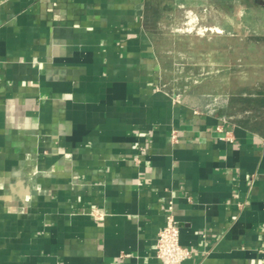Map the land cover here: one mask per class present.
Here are the masks:
<instances>
[{"label":"crops","instance_id":"crops-1","mask_svg":"<svg viewBox=\"0 0 264 264\" xmlns=\"http://www.w3.org/2000/svg\"><path fill=\"white\" fill-rule=\"evenodd\" d=\"M153 14L0 0V264H161L170 216L181 264H264V135L168 88Z\"/></svg>","mask_w":264,"mask_h":264},{"label":"rangeland","instance_id":"rangeland-1","mask_svg":"<svg viewBox=\"0 0 264 264\" xmlns=\"http://www.w3.org/2000/svg\"><path fill=\"white\" fill-rule=\"evenodd\" d=\"M150 11L168 88L224 106L264 87V0H150Z\"/></svg>","mask_w":264,"mask_h":264},{"label":"built area","instance_id":"built-area-1","mask_svg":"<svg viewBox=\"0 0 264 264\" xmlns=\"http://www.w3.org/2000/svg\"><path fill=\"white\" fill-rule=\"evenodd\" d=\"M206 31L203 29L202 32ZM178 97V96H176ZM214 104L219 103L217 98H211ZM220 130V128H217ZM94 218H101L97 210L92 211ZM180 231L177 221L168 217L165 225L159 230L156 238L155 256L161 264H181L192 256V252L180 244Z\"/></svg>","mask_w":264,"mask_h":264},{"label":"trees","instance_id":"trees-1","mask_svg":"<svg viewBox=\"0 0 264 264\" xmlns=\"http://www.w3.org/2000/svg\"><path fill=\"white\" fill-rule=\"evenodd\" d=\"M226 105L230 115L239 116V124L264 135V87L245 96H232Z\"/></svg>","mask_w":264,"mask_h":264}]
</instances>
